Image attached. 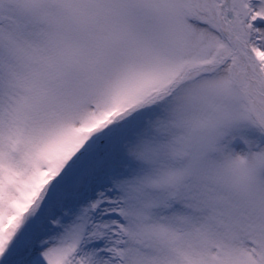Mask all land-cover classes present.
<instances>
[{"label": "snow or ice", "instance_id": "snow-or-ice-1", "mask_svg": "<svg viewBox=\"0 0 264 264\" xmlns=\"http://www.w3.org/2000/svg\"><path fill=\"white\" fill-rule=\"evenodd\" d=\"M0 264H264V0H0Z\"/></svg>", "mask_w": 264, "mask_h": 264}]
</instances>
